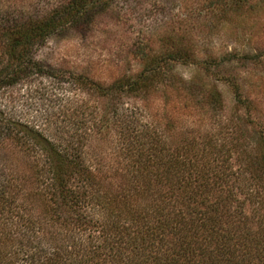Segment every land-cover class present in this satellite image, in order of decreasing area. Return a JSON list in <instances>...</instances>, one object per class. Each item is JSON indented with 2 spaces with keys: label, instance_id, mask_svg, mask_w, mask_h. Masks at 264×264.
<instances>
[{
  "label": "trees",
  "instance_id": "16d2710c",
  "mask_svg": "<svg viewBox=\"0 0 264 264\" xmlns=\"http://www.w3.org/2000/svg\"><path fill=\"white\" fill-rule=\"evenodd\" d=\"M127 1L0 0V91L48 73L38 45ZM183 38L162 37L138 72L109 84L78 77L110 105L88 133L99 144L112 128L108 158L80 125L68 133L0 109V264H264V130L146 124L116 108L120 93L144 98L158 85L200 91L193 77L169 73L171 62L207 71L231 60L197 55ZM223 82L248 109L239 85ZM218 96L212 84L204 100L213 110Z\"/></svg>",
  "mask_w": 264,
  "mask_h": 264
},
{
  "label": "rangeland",
  "instance_id": "374dc122",
  "mask_svg": "<svg viewBox=\"0 0 264 264\" xmlns=\"http://www.w3.org/2000/svg\"><path fill=\"white\" fill-rule=\"evenodd\" d=\"M125 3L117 2L100 13L85 30H69L38 45L33 53L48 73L32 75L0 91V109L12 118L43 128L59 126L70 133L80 125L77 131L87 135L92 120L110 105L106 98L83 88L78 77L106 85L133 75L141 69L142 54L150 47L155 49L162 37L183 30L181 43L190 45L195 54L231 60L215 68L207 66V71L193 63L171 62V69L166 70L182 79L193 77L200 91L158 85L148 89L144 98L120 93L117 102L116 98L110 100L119 113L134 114L146 124H162L164 118H173L170 124L211 130L216 124H241L239 128L246 135L251 134L248 124L264 130V0H242L239 5L228 0ZM224 78L239 85L248 109L233 104ZM212 84L217 86L221 103L214 110L204 100ZM91 136L88 134L85 141L91 148L100 145L105 158L114 154L112 128L99 144Z\"/></svg>",
  "mask_w": 264,
  "mask_h": 264
}]
</instances>
